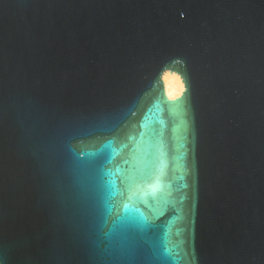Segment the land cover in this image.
I'll list each match as a JSON object with an SVG mask.
<instances>
[{"label": "water", "instance_id": "95a60500", "mask_svg": "<svg viewBox=\"0 0 264 264\" xmlns=\"http://www.w3.org/2000/svg\"><path fill=\"white\" fill-rule=\"evenodd\" d=\"M0 264H264V0H0Z\"/></svg>", "mask_w": 264, "mask_h": 264}, {"label": "bare ground", "instance_id": "6f19581e", "mask_svg": "<svg viewBox=\"0 0 264 264\" xmlns=\"http://www.w3.org/2000/svg\"><path fill=\"white\" fill-rule=\"evenodd\" d=\"M177 77L179 79H177ZM165 96L169 100H173L181 95V84H183L180 76L175 72L164 71L161 77ZM184 87V85H183Z\"/></svg>", "mask_w": 264, "mask_h": 264}, {"label": "snow or ice", "instance_id": "6c2138e0", "mask_svg": "<svg viewBox=\"0 0 264 264\" xmlns=\"http://www.w3.org/2000/svg\"><path fill=\"white\" fill-rule=\"evenodd\" d=\"M177 79H179V78L177 77ZM181 90L182 91L184 90L183 84H181Z\"/></svg>", "mask_w": 264, "mask_h": 264}]
</instances>
